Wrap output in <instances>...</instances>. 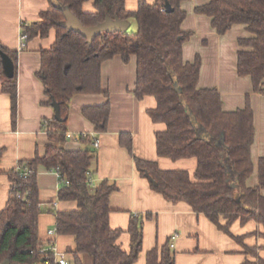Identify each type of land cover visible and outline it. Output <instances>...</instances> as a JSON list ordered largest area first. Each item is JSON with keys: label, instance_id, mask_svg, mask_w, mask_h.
I'll return each mask as SVG.
<instances>
[{"label": "trees", "instance_id": "1", "mask_svg": "<svg viewBox=\"0 0 264 264\" xmlns=\"http://www.w3.org/2000/svg\"><path fill=\"white\" fill-rule=\"evenodd\" d=\"M89 0H55L40 11L36 21L22 25L27 38L44 37L51 28L55 39L49 48L40 50V78L49 104L56 102L59 119L44 121L48 143L42 155L19 160L6 171L10 189L0 210V261L11 264H36L46 261L40 252L38 217L41 214L36 174L39 165L61 171L57 198L74 200L76 208L52 210L56 233L74 238V248L67 251L69 264H132L142 249V223L145 215H132L126 229L112 228L109 195L116 189L113 181L100 179L90 185L95 173L96 155L87 145L92 136L83 134L86 144L76 150L64 146L69 103L76 93H101L105 100L82 108V114L96 131H105L110 113V98L101 83V64L119 55L123 62L135 56V82L132 89L137 99L151 96L155 107L148 110L153 122L164 124L155 133L156 153L171 160L195 158L192 174L183 169H162L156 161L134 156L137 169L148 177L152 188L164 199L185 202L195 213L203 214L219 230L242 247L246 255L240 264H264L258 255L264 250V156L258 160V183L248 186L253 172L250 156L254 139L253 113L246 97L243 108L225 111L216 88L198 87L200 57L183 60L182 46L191 32L181 23L186 12L183 0H137L134 10L125 7V0H91L93 9L84 11ZM173 8L166 11L165 2ZM69 10L85 25H96L106 16L134 19L135 30L102 31L88 41L81 34L62 25L64 11ZM205 14L217 33L223 34L233 24H243L251 37L238 38L237 74L249 76L255 92L264 94V0H206L194 7ZM0 49L12 59L11 77L1 72V90L10 100L11 120L16 117V53ZM119 141L132 151L129 133H120ZM27 172L26 175H23ZM67 181V182H66ZM254 220L262 230L254 232L262 244L247 245L245 234L230 231L233 222ZM129 236V248L119 243L120 235ZM50 259V258H49ZM87 259L89 262H87ZM145 264H174L170 243L146 252Z\"/></svg>", "mask_w": 264, "mask_h": 264}, {"label": "crops", "instance_id": "2", "mask_svg": "<svg viewBox=\"0 0 264 264\" xmlns=\"http://www.w3.org/2000/svg\"><path fill=\"white\" fill-rule=\"evenodd\" d=\"M153 2V0H146ZM55 0H0V44L16 53V117L11 120L8 94L1 90L0 76V169L6 171L19 160L42 155L49 139L44 121L53 118L54 110L47 102L44 87L37 75L40 67V50L49 48L55 39L51 28L44 37L33 36L19 41L22 25L36 21L40 11L50 7ZM206 0H183L181 8L186 16L181 23L184 31L191 32L183 43L182 56L187 62L199 55L200 72L198 87L216 88L225 111L243 108L246 97L253 113L254 139L250 156L253 172L246 180L248 186L258 183V160L264 156V94L255 92L249 76L237 74L238 38L251 37L243 24H233L226 32L219 34L205 14L196 13L194 7ZM137 0H125V7L134 10ZM84 11L93 9L92 1L83 3ZM136 60L131 55L123 62L115 55L102 62L100 74L102 87L107 89L110 98V113L105 131H96L94 125L82 114L87 105H97L105 98L101 93H76L69 103L67 131L72 138H66L64 146L76 150L86 146L79 136L88 134L99 139L93 150L96 160L93 163L94 181L108 179L116 189L109 195L111 212L108 222L112 228L126 229L132 215H145L142 223V249L132 264H145L146 252L154 247L171 243L170 250L174 264H240L246 257L242 247L232 237L219 230L203 214L195 213L185 202L172 203L156 192L151 182L137 169L134 156L156 161L162 169H183L192 174L196 168L195 158L171 160L156 153L155 133L164 129V124L153 122L148 110L155 107V99L144 96L137 99L132 89L135 82ZM2 72L0 58V74ZM262 88L264 89V83ZM120 133H129L132 151L119 141ZM41 214L38 217L39 240L45 244L53 241L66 253L74 248V238L70 235L48 234L55 228V215L52 210L76 208L74 200H59L57 192L59 179L56 173L39 165L36 174ZM10 182L6 174H0V210L3 208ZM264 194V189L261 190ZM262 226L250 220L245 223L235 221L230 227L234 235L245 234L247 245L262 244V239L254 232ZM119 243L129 248V236L123 232ZM258 255L264 259V250ZM69 260V255L67 253Z\"/></svg>", "mask_w": 264, "mask_h": 264}, {"label": "water", "instance_id": "3", "mask_svg": "<svg viewBox=\"0 0 264 264\" xmlns=\"http://www.w3.org/2000/svg\"><path fill=\"white\" fill-rule=\"evenodd\" d=\"M164 8L166 11H171L173 8L170 4L166 1L164 4ZM62 25L66 28L73 30L83 37H85L88 41L93 40L97 35H99L102 31L105 32H123L129 26V21L121 19L119 17L111 18L106 16L105 19L96 25H83L79 19L72 14L69 10L64 11V21ZM0 58H1V65H2V72L4 75L11 77L14 71V64L11 57L0 49ZM54 114L53 117L55 119H59V109L56 102L52 101L51 103ZM0 264H11L8 259H4L0 261Z\"/></svg>", "mask_w": 264, "mask_h": 264}, {"label": "built area", "instance_id": "4", "mask_svg": "<svg viewBox=\"0 0 264 264\" xmlns=\"http://www.w3.org/2000/svg\"><path fill=\"white\" fill-rule=\"evenodd\" d=\"M27 38V33L22 29L19 33V41L22 42ZM66 138H72V133L70 131H66L65 133ZM90 145L93 150L97 149L99 145V139L96 136L92 137V140L90 141ZM58 177V179L61 177V171L59 170V167L56 166L52 169ZM27 172H24L23 175H26ZM93 177L89 176L88 182L91 185L93 183ZM67 182V181H66ZM48 234L54 235L56 233V228L48 229ZM172 244L170 243V246ZM40 252L44 254V257L46 258V261L41 264H69V260L67 258V253L64 250H60L53 241H48L47 243L41 245ZM50 258V259H49Z\"/></svg>", "mask_w": 264, "mask_h": 264}, {"label": "rangeland", "instance_id": "5", "mask_svg": "<svg viewBox=\"0 0 264 264\" xmlns=\"http://www.w3.org/2000/svg\"><path fill=\"white\" fill-rule=\"evenodd\" d=\"M136 28V23H135V20L132 18L129 20V26H128V29L129 30H135ZM55 245L57 246V244L55 243ZM87 262H89V260L87 259ZM36 264H41V263H36Z\"/></svg>", "mask_w": 264, "mask_h": 264}]
</instances>
